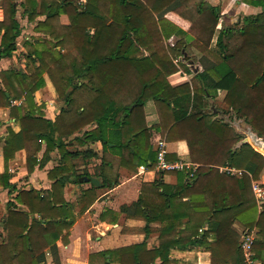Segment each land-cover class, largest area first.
I'll use <instances>...</instances> for the list:
<instances>
[{
	"label": "trees",
	"instance_id": "trees-1",
	"mask_svg": "<svg viewBox=\"0 0 264 264\" xmlns=\"http://www.w3.org/2000/svg\"><path fill=\"white\" fill-rule=\"evenodd\" d=\"M3 1L0 56H11L17 49L23 27L17 17L19 5L24 6L29 21L45 15L36 29L56 39H45L39 49L30 46L26 70L1 72L0 106L9 107L19 125L17 131L9 127L5 138L0 139L6 162L20 149L26 151L29 172L37 164L42 166L55 149L62 162L79 157L92 160L99 157V152L91 144L100 141L104 153L110 149L121 155L124 167H151L157 152L150 142L143 107L153 99L171 111L169 121L162 115L156 126L167 131L169 141L184 139L191 161L197 164L194 170L170 171L178 175L175 186L163 180V174L169 171H161L154 187H143L139 198L122 205L112 221L115 223L121 212L143 216L148 222L175 217L166 213L175 197H187L190 210H207L209 216L193 223L187 221L186 229L179 232L187 236L164 226L161 244L155 249H148L142 241L99 251L96 256L101 264L114 260L120 264H171L170 251L180 242L205 248L214 264H245L240 244L229 232L217 237L219 223L226 216H232L233 223H243L245 231L257 228L253 248L257 257L264 258V203L259 212L251 189L252 179L259 177L264 167V155L249 143L233 149L242 134L230 122L212 119L213 107L208 100L224 90L222 100L234 117L244 119L264 138V0H241L262 10L238 17L234 26L224 25L221 29L217 28L222 17L220 7L205 0H114V12L105 8L112 18L101 11L100 0H86L84 5L78 0ZM169 10L192 20L189 32L195 36L194 45L212 59L191 82L176 86L167 80L177 66L164 49L163 38L184 30L164 18ZM62 14L69 16V25L60 24ZM141 46L149 49V54H144ZM65 48L66 54L61 52ZM234 55L238 56L235 67L229 62ZM45 72L58 94L66 99V106L55 120L45 117L44 104H38L34 96L45 84ZM87 125L90 127L81 135H75ZM43 141L46 149L38 160ZM72 142L85 148L71 149ZM221 166L244 172H228L221 177ZM66 171L68 167L63 165L53 168L49 175L56 180L51 189H23L14 196L15 201L9 202L12 208L6 217V237L0 242V264H43L47 249L57 256L58 239L68 243L77 216L73 203L63 197V187L67 181L81 186L91 182L93 176L84 170L73 172L71 179ZM101 176L110 186L118 183L117 177ZM0 185H12L7 172L0 174ZM95 189L93 185L81 188L78 214L95 201ZM168 234L176 236L163 241ZM157 258L161 262H156Z\"/></svg>",
	"mask_w": 264,
	"mask_h": 264
},
{
	"label": "crops",
	"instance_id": "crops-1",
	"mask_svg": "<svg viewBox=\"0 0 264 264\" xmlns=\"http://www.w3.org/2000/svg\"><path fill=\"white\" fill-rule=\"evenodd\" d=\"M205 1L211 5L220 7L218 3L213 4L210 2V0ZM218 2H222L224 4L226 3L233 11L235 10V12L237 11L238 13H242V16L255 14L262 10L260 6L251 5L241 0H218ZM114 3V0H100L99 7L102 12L106 13L110 18H112L108 9L105 8L109 7V9L114 12ZM221 14H223L222 11ZM3 18L4 10L0 0V21ZM164 18L184 30L182 33H173L168 38H163L164 49L171 56L173 63L177 66L176 71L167 76V80L173 86L185 82H191L198 71H202L204 68L210 65L209 63L212 59L209 55L205 54V52L199 50L198 47L194 45L193 42L195 36L189 32V29L192 25V20L189 17L184 14L169 10L165 12ZM43 19H45V15L41 14L35 16L34 20L32 21H29L28 17H26L25 21L23 22L20 20L23 27L22 32L17 39V49L11 56H0L1 87L3 86L1 78L2 71L13 68L16 70H26L28 65L27 54L31 51L30 46H34V48L39 49L42 48L41 46L45 39L51 40L53 42L56 41V39L52 38L49 33L36 29L37 22ZM59 22L61 25H69V16L67 14L60 15ZM223 26V20L220 19L217 28L221 29ZM1 36L2 32H0V37ZM67 44V46L71 45L70 39H68ZM193 49H196L198 52L201 51L199 57L192 54ZM65 50L68 49L65 48ZM141 50L144 52V54H149V49L141 46ZM37 64L38 63H36V65ZM43 78L45 84L43 87L35 91V100L38 104H44L43 111L45 113V117L55 120L61 109L66 106V99L64 96H60L58 94L55 85L48 73L45 72L43 74ZM197 83L200 85L198 79ZM50 88H52L53 92L49 90ZM224 93L225 91L221 90L215 97L208 98L209 103L212 104L213 107V114L211 118H220L221 120L230 122L232 127H234L237 132L241 133V137H243L244 130H247L250 125L242 118H238L237 121L239 124H237L236 121L230 119V111H228L227 107L217 108L215 104L217 101L220 104L224 103V101L221 99L223 98ZM19 102V100L14 101V103ZM143 109L146 116V122L150 126V142L153 144V139L157 135L164 136L167 139V131L162 132L160 127H157L156 124L160 122L162 115H166L168 117L167 120L169 121L171 111L164 104L153 99H148L145 102ZM9 127L13 128L15 131L19 130V125L16 122V119L11 115L10 108L0 106V139L5 138ZM89 127L90 125L83 127L82 129L76 131L75 135H81L83 131ZM1 143L2 141L0 140V174L7 172L9 175V182L12 185L8 187H3L0 185V242L4 237H6V217L8 215V211L10 208H12V206L10 207L9 202L15 201L14 196L23 189H30L32 187L39 190L51 189L52 183L56 180L50 178L49 175V172L53 168L62 165L67 166L68 171L66 172L71 173V179H73L75 176L73 172L81 173L80 169L83 168L92 174L93 177L100 178V180L104 183V185L101 187L95 186V192L97 195L95 201L80 215L78 213L80 210L79 198L81 196V188H89L93 184L91 182H84L82 183L81 187L72 181H67L65 183L63 187V197L66 201L73 203V212L77 217L69 230L68 243L65 244L61 238L58 239L56 241L58 248L57 256L50 249H47L45 251L46 260L43 264H90V258H92L91 261H93L94 258H97L96 254L99 251L127 246L142 241L146 242L148 249H155L161 244L160 235L162 234V228L164 226L173 227L174 230H176L180 235L179 232L186 229L187 221L190 220L193 223L195 221L205 220L210 214V211L207 210H190L189 206L186 204L187 197H175L171 201L170 208H168L166 211V213L175 215V217L170 216L168 218L165 217L163 221L155 220L148 222L143 216L134 217L132 215H128L126 212H121L119 214L118 220L113 223L112 219L114 218L115 212H119L122 205H130L132 202L136 201L139 198L143 187L153 188L154 181L159 177L160 174H162L161 171L154 169L140 171L139 167L137 170L132 169L131 171L121 164V155L110 149L104 153L102 150V143L97 141L96 143L91 144V147H94V149L99 152V157L96 159L93 158L95 159L93 161L87 159L84 160L79 157L62 162L61 154L55 149L51 151L50 158L46 160L42 166L37 164L34 166V169L29 172L26 162V151L24 149L16 151L14 157L10 158L6 162L4 159ZM234 145L233 149L240 148L242 146L234 147ZM167 146L168 159H182L185 162L191 163L194 169H196L197 164L191 161L188 144L184 139H179L177 141L167 140ZM69 147L72 149V147L75 146ZM76 148L83 150L85 147L77 144L75 149ZM45 149L46 143L43 141L42 148L37 153L38 160L43 158ZM104 157L106 160L103 163ZM77 159H80V163L76 162ZM72 165H74V167ZM72 167L73 169H71ZM229 168L233 167L221 166L219 168L220 176L223 177L225 173H228ZM237 170L244 171V169ZM102 173L111 178L117 177L118 183L114 184L113 186L108 185L109 182L103 181L101 176ZM231 174L241 175L242 173ZM257 179L259 182L261 181L260 183L264 184V167ZM163 180L165 183L175 186L178 183V175L169 171L168 173L163 174ZM20 208L25 207L20 206ZM262 209L263 207H258L259 212H261ZM131 225L142 226L143 233H139L136 230L128 228ZM146 226L149 229H146ZM255 229L257 235V228ZM245 230L246 227L243 223L238 220L234 221L233 223L232 216H226L221 219L219 223L217 228V237L221 238L226 232H229L233 238L239 242ZM94 231L97 232L96 235L93 234ZM173 235L174 234H168V236L165 235L163 241L172 239L174 236H176ZM183 235L187 236L188 233L181 232L180 236ZM254 252L257 254L256 250H254ZM262 253L264 255V252ZM261 259L264 260V258ZM156 262H161V259L157 258ZM170 263L214 264L212 262L211 253L205 250V248L201 246H189V244L185 246V244H182V242L176 243L172 247L170 251ZM91 264L97 263L91 262ZM109 264L120 263L114 260L110 261Z\"/></svg>",
	"mask_w": 264,
	"mask_h": 264
},
{
	"label": "built area",
	"instance_id": "built-area-1",
	"mask_svg": "<svg viewBox=\"0 0 264 264\" xmlns=\"http://www.w3.org/2000/svg\"><path fill=\"white\" fill-rule=\"evenodd\" d=\"M153 144L156 148L157 156L156 162L151 167H147L145 164L139 166L140 171H145L148 169H154L157 171H173L178 169H194L191 163L185 162L182 159H168V146L167 139L164 136L157 135L153 139ZM229 173H243V170H237L234 168L228 169ZM192 174V173H191ZM255 201L259 208L262 207L264 203V184L259 181H253L251 185ZM256 238V229L252 228L245 231L241 236L239 244L242 250L243 258L245 264H264V260L257 257L254 252V241Z\"/></svg>",
	"mask_w": 264,
	"mask_h": 264
},
{
	"label": "rangeland",
	"instance_id": "rangeland-1",
	"mask_svg": "<svg viewBox=\"0 0 264 264\" xmlns=\"http://www.w3.org/2000/svg\"><path fill=\"white\" fill-rule=\"evenodd\" d=\"M13 2H15V1H25V0H12ZM42 0H36V2L38 3V2H41ZM3 0H1V4H3ZM85 2H86V0H78L77 1V3H79V4H81V5H84L85 4ZM210 2L211 3H213V4H219L220 5V10L222 11V17H221V19L223 20V25H226V26H234V24L233 23H235V21L238 19V17H241L242 16V13H238L237 11L235 12V10L233 11L232 9H230V7H228V5L225 3H222V2H218V0H210ZM39 10V9H38ZM17 16H18V18H19V20H21V22H23V21H25V18L27 17V14L26 13H24V6H21V5H19L18 6V13H17ZM24 26H25V24H24ZM58 49H60V48H58ZM199 49V48H198ZM200 50V49H199ZM202 51V50H201ZM201 51H197L196 49H193V51H192V54L193 55H195V56H198L199 57V54H200V52ZM61 52L62 53H67L66 52V50L64 49H61ZM188 53H190V52H188ZM192 56V55H191ZM235 56V55H234ZM236 57H238V56H235V58L234 59H231L229 62L230 63H232L233 64V66L235 67V63L237 62V60H236ZM194 58V57H193ZM26 62V61H25ZM24 62V63H25ZM51 92H53V90H52V88H50L49 89ZM222 99V98H221ZM216 104V106H217V108H220V107H227L228 108V111H230L229 110V105L226 103V102H224V103H222V104H220V103H218V101L215 103ZM209 105H211L212 106V104H210L209 103ZM230 113V116H231V120H233V121H236V123L237 124H239V122L237 121L238 120V117H234L235 116V113L234 112H229ZM229 117V116H228ZM250 125V124H249ZM250 127L252 128V126L250 125ZM252 130H254L253 128H252ZM255 131V130H254ZM256 132V131H255ZM262 137V136H261ZM99 144V143H98ZM76 142H72L71 144H69V146H75L76 147ZM96 146V145H95ZM94 148V147H93ZM97 157H95V159H96ZM95 159H92L91 161H93V160H95ZM76 162H79L80 163V159H77V161ZM78 163V164H79ZM85 168H87V167H85ZM125 168H127V169H129V170H131L132 171V167L131 168H128V167H125ZM84 170H86V169H80V171L81 172H83ZM113 178V177H112ZM253 181H259L257 178H253L252 179V181H251V185H252V182ZM261 182V181H260ZM252 189V188H251ZM80 214H82V213H80ZM79 214V215H80ZM125 227V226H124ZM124 227H123V229H124ZM128 228H130V229H132V230H136V231H138L139 233H143V230H142V226H140V225H131V226H129ZM124 231H125V229H124ZM93 234L94 235H96L97 234V232H93ZM136 240V239H135ZM99 257H97V258H94V260L93 261H91L92 260V258H90V264H91V262L92 263H97V264H101L102 262H101V260L100 259H98Z\"/></svg>",
	"mask_w": 264,
	"mask_h": 264
},
{
	"label": "water",
	"instance_id": "water-1",
	"mask_svg": "<svg viewBox=\"0 0 264 264\" xmlns=\"http://www.w3.org/2000/svg\"><path fill=\"white\" fill-rule=\"evenodd\" d=\"M249 143L256 150L264 154V138L258 135L257 132L253 131L251 127L244 130V136L241 137L234 145V147H240L241 145ZM91 182L96 187H101L104 183L98 177H92Z\"/></svg>",
	"mask_w": 264,
	"mask_h": 264
}]
</instances>
